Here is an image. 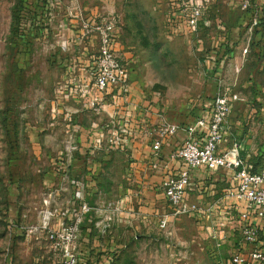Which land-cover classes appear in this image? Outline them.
Instances as JSON below:
<instances>
[{"label": "rangeland", "instance_id": "374dc122", "mask_svg": "<svg viewBox=\"0 0 264 264\" xmlns=\"http://www.w3.org/2000/svg\"><path fill=\"white\" fill-rule=\"evenodd\" d=\"M204 1L211 18L192 29L182 0H0V264H63L62 245L48 231L63 224L70 191L52 190L48 181L54 158L64 153V131L57 134L50 124L63 121L58 103L73 88L65 79L78 82L98 53V32H87L85 24L110 27L129 76L160 93L172 120L196 117L203 99L211 106L219 95L244 90L256 99L264 88V0ZM244 73L252 75L247 83ZM112 175L106 190L117 193L121 175ZM95 198L98 212L89 224L106 244L116 221L108 225L106 218L119 214L107 203L119 195ZM213 216L171 213L166 228L151 226L149 233L141 222L121 228L110 264H230L240 228ZM214 231L223 236L213 238Z\"/></svg>", "mask_w": 264, "mask_h": 264}, {"label": "crops", "instance_id": "0c3cea01", "mask_svg": "<svg viewBox=\"0 0 264 264\" xmlns=\"http://www.w3.org/2000/svg\"><path fill=\"white\" fill-rule=\"evenodd\" d=\"M206 18H211L210 12L206 14ZM87 47L91 48L88 45ZM90 63L91 61L88 66ZM242 76L246 83L252 79V75L248 73ZM129 78L130 91L127 95L120 97L117 91L111 90L104 98L96 89L93 75L89 71L80 75L78 82L72 83L65 79L75 90L67 102L58 103V113L63 116V121L54 118L50 124L57 134L61 130L65 133H60L63 137L64 153L58 156V162L54 158L55 165L48 176L52 190L63 187L70 191L67 201L79 191L93 206L99 202L96 198L93 202V197L119 195L120 208L114 223L115 230L106 244L99 238L101 236L98 230H91L90 221L84 222L79 264H110V257L120 246L117 242L121 237V228L141 225V222L143 228L145 227L144 231L149 233L153 231L151 226L157 225L160 228V221L164 217L171 220L172 208L160 183L167 172L178 173L183 168L180 161L173 160L170 154L183 143L187 133L180 129L164 141L160 151L161 158L155 155L154 140L163 122L185 125L198 116L207 114L210 109L209 100L203 99L206 107L196 117L185 115L172 120L168 117L167 102L161 98L159 92L149 89L147 84H140L132 75ZM259 87L254 92L256 99H251L250 92L246 90L239 95L240 99L234 102L235 108L227 124L230 138L228 146L234 140L239 142L241 157L251 171L264 168V88ZM93 99L99 100L97 107L91 105ZM52 106L55 109L54 102ZM122 128L125 131L121 142H112L114 133ZM71 143L78 147L73 153L67 150ZM118 164L122 165L120 171L116 169ZM112 170L115 175L120 174L122 179L121 184L117 182V185L115 182L117 193L112 191V187L106 190L105 182L111 183L110 180L115 178ZM191 177L188 200L210 208L211 218L218 215L225 225L234 223L239 228V206L227 195L228 190L236 183L235 172L226 168L216 172L200 168L193 170ZM190 215L196 217L194 213ZM209 216L202 215L196 219L203 220ZM71 217L70 215L69 219ZM258 222L259 241L264 249V220ZM204 228L211 234L209 226ZM222 236L219 232L218 237ZM241 243L242 238L239 241L240 246ZM108 245L111 247H107Z\"/></svg>", "mask_w": 264, "mask_h": 264}, {"label": "built area", "instance_id": "2783aa9c", "mask_svg": "<svg viewBox=\"0 0 264 264\" xmlns=\"http://www.w3.org/2000/svg\"><path fill=\"white\" fill-rule=\"evenodd\" d=\"M204 2V0H182V12L185 13L192 29H197L200 21L206 16ZM243 4L244 7L249 6L248 1H244ZM109 20L112 24L113 18ZM85 28L87 32L95 30L99 35L98 53L89 64V73L93 75L96 89L103 95L102 98L111 90L117 91L120 97H124L130 91V78L125 65L114 53V38L110 27L102 28L99 25L93 27L88 23L85 24ZM71 90L74 92L75 88ZM239 99L238 95L230 97L219 95L211 103L207 114L198 116L190 123L181 125L163 122L158 129L153 149L157 158H161L160 151L164 141L180 129L186 131L187 137L183 143L170 154L173 160L180 161L183 168L178 173L167 172L160 183L173 215L192 213L196 217L210 215V208L197 202L193 203L187 198V192L192 185L193 170L205 168L216 172L226 168L235 172L236 183L228 190L227 195L239 206L242 246L232 256L230 264H264V249L259 241L258 224L259 220H264V168L259 171L249 169L241 157L238 141L234 140L232 145L228 146L230 138L227 124L235 108L234 102ZM98 102V99H93L90 103L93 107H97ZM124 131V128L117 130L111 141L121 142ZM77 148V145L71 143L67 150L73 153ZM118 206L119 201L107 203V207L111 209H119ZM97 212L98 209L92 206L84 195H80L79 191L67 201L63 224L48 231L51 242L62 245L63 264H79L82 226L86 220L93 221V213ZM50 215L46 212L43 217L46 227H49ZM70 215L71 219H69ZM115 219L116 217L109 215L106 218L109 221L108 225ZM168 223L169 218L166 216L160 221V227L166 228ZM212 237L219 238L215 231L212 232Z\"/></svg>", "mask_w": 264, "mask_h": 264}, {"label": "trees", "instance_id": "16d2710c", "mask_svg": "<svg viewBox=\"0 0 264 264\" xmlns=\"http://www.w3.org/2000/svg\"><path fill=\"white\" fill-rule=\"evenodd\" d=\"M86 221H88V220H86ZM83 227V226H82Z\"/></svg>", "mask_w": 264, "mask_h": 264}]
</instances>
